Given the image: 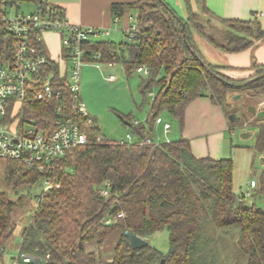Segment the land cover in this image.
Returning a JSON list of instances; mask_svg holds the SVG:
<instances>
[{"label":"trees","instance_id":"trees-1","mask_svg":"<svg viewBox=\"0 0 264 264\" xmlns=\"http://www.w3.org/2000/svg\"><path fill=\"white\" fill-rule=\"evenodd\" d=\"M22 0H0V15L7 5ZM36 6L63 8L50 0H25ZM201 10L210 12L206 0ZM185 16L166 0L113 2L114 21L136 11L138 31L134 38L117 42L108 38L88 41L90 53L100 51L101 61H120L129 76L139 66L149 73L140 82L142 93L155 88L147 122L135 121L131 114L117 113L130 128L133 140L113 139L87 117H78L88 141L60 156L50 173L49 186L39 196L38 208L24 228L21 250L52 262L67 264H211L205 257L202 240V216L209 213L214 224L227 231H239L238 244L246 255V264H264V164L252 190L234 189V161L230 157L214 159L194 154L189 139L181 136L159 143L145 142L154 137L156 119L168 111L181 127L185 124L188 103L209 91L211 99L228 115L230 90H249L264 97V64L253 59L251 75L228 76L225 66L209 61L201 51L196 34L227 52L241 51L264 39V28L256 20L221 18L238 30L228 31L226 43L218 42L198 20L192 0H184ZM19 6L17 5V8ZM251 22L257 33L251 31ZM249 36H254L250 38ZM41 49L42 42L33 40ZM13 39L0 21V63L8 60ZM44 50V49H43ZM67 57V50L63 49ZM55 68L57 64L53 61ZM58 70V69H57ZM58 79L63 83L64 76ZM252 95H249L251 97ZM72 112L70 92L61 98L33 99L23 107L24 118L33 119L39 129L52 130L59 112L58 104ZM257 125L255 147L264 153V118ZM236 123V122H232ZM212 163H208V162ZM7 185L35 184L44 174L20 160L5 162ZM110 182L108 195L99 193ZM251 185V184H250ZM247 193V194H246ZM23 196L19 198L23 200ZM0 191V242L6 245L13 233V213L20 201ZM123 215L118 217L117 214ZM111 216L112 222L105 219ZM169 230V249L163 252L150 242L132 248L125 231L147 238L157 230ZM119 231L112 259L105 260L88 243L102 245Z\"/></svg>","mask_w":264,"mask_h":264},{"label":"rangeland","instance_id":"rangeland-1","mask_svg":"<svg viewBox=\"0 0 264 264\" xmlns=\"http://www.w3.org/2000/svg\"><path fill=\"white\" fill-rule=\"evenodd\" d=\"M174 9L181 15L185 16L186 10L184 0H166ZM34 2H26L22 0L20 6H8V15L13 16L17 12H31L35 9ZM136 11L132 12L129 19V24L136 21ZM205 16L200 14L198 20L204 25L205 30L213 35L220 43H226L227 32L235 31L229 23L224 21H210ZM125 17L115 21L110 27V33L105 35L108 38L117 42L128 40L129 37L125 31ZM251 31L256 34L257 26L251 22ZM198 42L203 49V52L208 57L213 59V56L208 54L210 50H215L205 41L201 36L196 34ZM253 38L254 36H249ZM218 52V51H215ZM217 54V53H216ZM216 59V58H215ZM114 75L115 79L110 80L109 76ZM146 78L147 74L138 70H133L128 76L122 62L116 61L113 63L102 62L99 65L90 63L83 67L81 78V96L85 102L86 109L89 116L93 118L94 122L100 127L101 132L107 137L113 139H125L127 133L131 132L130 128L123 121L120 120L117 113L131 114L133 120L139 119L146 123V117L150 108V103L155 95V88H152L145 93L140 90V82L142 78ZM242 92L244 97L239 99L230 98L231 95ZM205 95L209 97V91L205 90ZM249 95H252L249 97ZM227 98L230 103V112L239 111L241 119L232 123L233 129L226 131L224 139V154L223 157H230L234 161L233 181L234 189L237 192L252 190L250 185L251 179H257L262 168V157L264 153L256 150L255 147V131L257 125L263 121L264 117H257L247 110L248 104H253L259 109L264 108V97H256L249 90H230L227 93ZM229 112V113H230ZM161 116L166 121H170L172 127L170 132L165 133L163 125L154 127V139L156 142H164L171 138L178 137L180 124L168 111L164 110ZM249 130L252 135L243 137L242 132ZM204 131V132H203ZM203 133H208L210 143L218 140L215 133H210L212 128L205 126ZM206 137L199 138L195 142V151L199 153L202 148L207 147ZM215 147V146H214ZM5 159L0 158V191H5L10 198L18 201L21 196L23 200L16 205L13 213V233L6 247L9 251L15 252L22 241V234L24 228L29 224L32 216L39 204V196L44 189L49 186L45 178H41L35 184H24L18 187L9 186L5 180ZM259 204H264L261 199L256 200ZM203 231L202 240L204 241L203 251L205 257L211 264H246V255L242 252L238 237L239 231H227L218 228L212 221L209 213H204L202 218ZM119 231H115L102 245L96 242L88 243L87 247L101 253L103 259H108L107 253L109 249H114L115 243L118 239ZM151 245L167 252L169 249V230H157L146 238ZM10 259L6 257L5 264H9ZM160 264V263H154Z\"/></svg>","mask_w":264,"mask_h":264},{"label":"built area","instance_id":"built-area-1","mask_svg":"<svg viewBox=\"0 0 264 264\" xmlns=\"http://www.w3.org/2000/svg\"><path fill=\"white\" fill-rule=\"evenodd\" d=\"M13 5L20 6L18 2ZM7 10L0 15V21L6 24L13 44L8 60L0 63V158L22 161L41 171L49 183L50 173L58 158L88 141L78 118L86 116L89 123L93 121L81 96L82 70L87 64L99 65L103 62L100 51L90 53L88 41L104 38L110 29L74 23L65 13H59L52 7L36 6L31 12H17L13 16H9ZM47 30L60 32L63 47L67 50L69 70L64 74L63 83L58 79L61 75L53 60L33 41L41 42L43 32ZM124 31L129 39L134 38L138 22L129 24ZM138 71L149 73L146 66H139ZM109 79L114 80L115 76L110 75ZM65 88L70 92L72 112H67L68 106L64 103L58 104L56 110L59 115L52 130L39 129L35 120L24 118L23 107L26 102L61 98ZM156 122L163 123L165 132L170 130V122L163 120L162 116H158ZM131 137L128 132L127 138ZM145 142L159 143L150 136L145 138ZM250 184L256 185V179H251ZM109 189L110 182L105 181L99 193L106 196ZM122 215V212L117 214L118 217ZM112 220L111 216L105 219L107 223ZM6 257L10 259L9 264H67L52 262L48 255L39 257L20 247L12 252L0 242V264H5Z\"/></svg>","mask_w":264,"mask_h":264},{"label":"crops","instance_id":"crops-1","mask_svg":"<svg viewBox=\"0 0 264 264\" xmlns=\"http://www.w3.org/2000/svg\"><path fill=\"white\" fill-rule=\"evenodd\" d=\"M50 1L60 5L65 11V15L69 18L70 21L74 23H82L110 29V27L115 22L111 8L112 3L131 2L134 0ZM192 4L194 9L198 13L206 14L207 16L205 17L210 21H222L221 18H235L247 20L256 19L260 23L262 28H264V0H206V4L208 6V9L210 10V12L208 13L203 12L201 10L200 0H192ZM123 17H125L126 28L129 25V13H126ZM41 42L43 45V49L45 50L47 55L51 58V60H53L57 64L59 74L61 76H64V74L67 73L69 70V62L68 59L64 56V47L62 43L61 33L58 31L47 30L43 32ZM198 44L201 51L203 52V49L200 46L199 42ZM210 45L213 47V49H215L210 50V52L208 53L213 56V59L205 55L204 52L203 54L212 63L225 66V68L222 69V72H224L228 76L234 78H243L251 75L253 72L251 70V64L253 59L257 60L259 63L264 64V39H258L254 42L252 46H249L248 48L236 52L223 51L219 48H216L212 44ZM233 95H231L230 98H232ZM135 121L139 122L140 120L135 119ZM229 122L231 121L229 120L228 115L223 111V109L218 103L214 102L211 99L210 96H198L192 99L186 107L185 124L183 127L180 126L178 137H174L171 139H177L181 136L189 139L191 142L192 150L197 156H209L214 159L223 158V146L225 139L224 135L226 131H231L233 129L232 124H230ZM157 125L160 126L163 125V123L156 122L155 126ZM205 126H209L210 128H212V131H210V133H215L214 136L218 138V140L216 141V145L214 144V142L210 143L208 133H203V128ZM248 131L249 130H247V132ZM168 132H170V130ZM254 134H256V131ZM201 137H206L205 139L207 140L208 145L207 147L202 148L198 153L197 151H195V142L198 141ZM152 138L154 139V137ZM263 164L264 160L262 159V165ZM109 251L110 252L107 253L108 259L106 260H110L113 257L114 249H112V251L109 249Z\"/></svg>","mask_w":264,"mask_h":264},{"label":"water","instance_id":"water-1","mask_svg":"<svg viewBox=\"0 0 264 264\" xmlns=\"http://www.w3.org/2000/svg\"><path fill=\"white\" fill-rule=\"evenodd\" d=\"M241 97H244L242 92H238L232 96L233 99H239ZM247 110L250 111L252 114L256 115L257 117H264V108L259 109L257 106L253 104H249L247 106ZM228 118L231 122H238L241 119V113L239 111L230 112L228 114ZM252 135V132L244 131L242 132L243 137H249ZM264 160V156L262 157ZM212 163V162H208ZM125 235L129 238L130 245L132 248H140L149 243V241L136 233L131 232L130 230L125 231ZM160 264H165L164 258L161 260Z\"/></svg>","mask_w":264,"mask_h":264}]
</instances>
